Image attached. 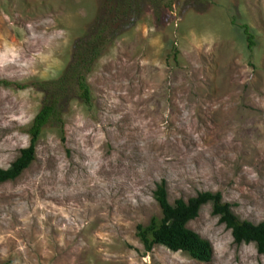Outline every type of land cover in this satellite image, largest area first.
Returning <instances> with one entry per match:
<instances>
[{"label":"rangeland","instance_id":"obj_1","mask_svg":"<svg viewBox=\"0 0 264 264\" xmlns=\"http://www.w3.org/2000/svg\"><path fill=\"white\" fill-rule=\"evenodd\" d=\"M106 24L118 34L84 102L76 45ZM49 95L34 160L0 183V264H203L136 236L161 216L162 181L170 204L219 192L240 220H264V0H171L131 23L111 0H0V169ZM187 227L213 264H264L209 203Z\"/></svg>","mask_w":264,"mask_h":264},{"label":"trees","instance_id":"obj_2","mask_svg":"<svg viewBox=\"0 0 264 264\" xmlns=\"http://www.w3.org/2000/svg\"><path fill=\"white\" fill-rule=\"evenodd\" d=\"M170 4L171 0H166L165 3H162V0H111V11L117 16L120 14L123 19H130L131 23L138 19L146 9L158 11L163 7L164 9L169 8ZM102 6H104V3H102ZM241 28L246 36L247 47L251 48L254 42L249 27L241 25ZM104 31L109 32L107 37L102 35ZM117 34V30L115 31L112 25L108 27V24H106L99 28L95 34L88 36L82 45H76L75 55L78 54L77 59L75 66L70 68L73 71L80 68L74 77L76 78L79 96L84 102L90 100V91L85 81L86 74L91 70L92 63ZM79 49H82V51L79 52ZM53 85L57 86L60 92L62 89L59 87L60 83H53ZM50 96L52 95L45 97L44 103L35 114L27 130L29 135L28 145L20 149L19 156L8 168L0 169V183L14 180L34 160L36 142L41 131L56 115L55 99ZM153 197L160 208L161 216L151 217L147 224L136 226V236L146 252L151 251L153 246L159 245L172 252L186 253L191 259L203 264H213L212 246L209 241L201 238L187 227V223L198 216L200 208L209 203L211 214L217 216L218 222L230 230L233 242L236 245L254 243L257 253L264 255V220L257 224L240 220L233 213L231 204L222 200L219 192H199L186 201L176 199L173 204H170L167 200L165 183L162 181L156 185Z\"/></svg>","mask_w":264,"mask_h":264}]
</instances>
